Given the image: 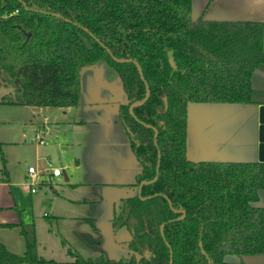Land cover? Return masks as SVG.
Returning <instances> with one entry per match:
<instances>
[{
	"label": "trees",
	"instance_id": "1",
	"mask_svg": "<svg viewBox=\"0 0 264 264\" xmlns=\"http://www.w3.org/2000/svg\"><path fill=\"white\" fill-rule=\"evenodd\" d=\"M192 9L193 0H0V86L13 87L0 103L76 106L83 69L99 60L117 71L127 96L119 120L142 163L130 185L146 183L110 221L113 232H130L131 255L91 258L69 248L72 264H256L242 257L264 254V162L188 156L191 102L264 103L252 84L264 69V21L194 19ZM0 172L9 180L3 155ZM14 225L26 249L0 241V264L55 262L38 254L34 223H0Z\"/></svg>",
	"mask_w": 264,
	"mask_h": 264
},
{
	"label": "rangeland",
	"instance_id": "2",
	"mask_svg": "<svg viewBox=\"0 0 264 264\" xmlns=\"http://www.w3.org/2000/svg\"><path fill=\"white\" fill-rule=\"evenodd\" d=\"M196 10L194 3L193 18ZM12 92V86H0V96ZM126 102L120 75L105 60H99L83 69L76 106L0 103V167L3 155L9 176L8 182L2 180L0 172V183L7 182V193L15 196L17 216L20 211L24 223H34L38 254L55 261L46 264H72L69 248L84 257L130 258L126 246L130 232L126 228L113 232L110 221L113 207L120 208L123 197L139 193V187L114 183L135 182L142 169L119 120V106ZM189 106L195 149L210 152L191 159L257 160L251 144L257 131L255 104L191 102ZM75 119L84 122L70 124ZM43 125L47 143L36 139V129ZM235 130L238 133L231 144L241 146L238 153L216 156L215 144L230 138ZM49 163L61 169L60 176L49 177ZM29 166L47 173V182L35 185V193L26 184ZM57 213L62 217L55 216ZM91 217H95L96 226L89 221ZM0 240L16 253L26 249L18 225L0 226ZM255 258L242 257L249 262Z\"/></svg>",
	"mask_w": 264,
	"mask_h": 264
},
{
	"label": "crops",
	"instance_id": "3",
	"mask_svg": "<svg viewBox=\"0 0 264 264\" xmlns=\"http://www.w3.org/2000/svg\"><path fill=\"white\" fill-rule=\"evenodd\" d=\"M194 3H195V7H197V10H196L197 13L196 14L198 17L203 12H205V17L208 19L263 20L264 21V0H193V5H194ZM197 16L194 19H196ZM252 84L255 88L264 90V69L258 68L255 70V72L253 73V77H252ZM259 106H260V104L256 105V111H255V115L257 117L256 138L254 139V141L251 142V144L253 145L254 156L257 160H258V156H259V138H258ZM191 120H192V118H191ZM191 120H190V111H189L188 112V156L191 158V156L192 157L203 156L205 154L210 153V152H208V150H205V149L204 150L200 149L198 151L195 149L196 145L193 141L196 140V138L193 137V139H192V128L193 127L190 124ZM79 121H82V123L84 122V120H76L75 119V120H72V122H70V124H73L75 126L80 125V123H76ZM194 123H195V121H192V124H194ZM41 127L43 129H45L44 125L40 126L38 129H40ZM38 129H36V132ZM45 132H46V129H45ZM237 133L238 132L235 130L230 135V138L227 137L226 139H222L218 143H216L215 144L216 145V152L214 154H216V156H220V155L224 154V156H226V157L234 156L235 154H237L238 153L237 149L241 148V146H238L237 144H233V145L231 144L232 139L235 137V135ZM229 144H231V145H229ZM200 146L201 147H199V148H202V145H200ZM130 148H131V144H130ZM131 150H132V148H131ZM140 163H141V161H140ZM141 165H142V163H141ZM37 170H39V173H40L39 183L40 182L46 183L47 182V173L45 172V170H43V169L41 170L39 168H37ZM47 172L49 174V177L53 176L50 171L47 170ZM29 177H30V175H29V172L27 170L25 173L27 187L29 188V190L32 193H35L38 190L36 189V191H32V187H35V185L33 186V185L29 184ZM54 177H56V176H54ZM1 178L3 180L2 175H1ZM8 181L9 180H7V182ZM7 182L0 183V223H17L21 219V217H20L21 215L19 216V214H18V216H17V213L15 212V210H13L14 208L15 209L18 208L17 207L18 206L17 200H16L15 196L7 193V187H8ZM114 183L119 184V185H127V184H130L133 182L120 181V182H114ZM258 203L260 205L264 206V189L261 190V192H260V199H259ZM4 208L7 209V211H5ZM114 208H115V206L113 207V212H114ZM94 209L95 208L93 205L92 210L94 211ZM112 215H113V213H112ZM55 216L62 217V215L59 213H57V215H55ZM92 218L95 219V217H92ZM0 241L5 243L3 240H0ZM255 256H256V258L253 262H255L256 264H264V254L255 255Z\"/></svg>",
	"mask_w": 264,
	"mask_h": 264
},
{
	"label": "water",
	"instance_id": "4",
	"mask_svg": "<svg viewBox=\"0 0 264 264\" xmlns=\"http://www.w3.org/2000/svg\"><path fill=\"white\" fill-rule=\"evenodd\" d=\"M86 31H88L87 28H84ZM91 33V32H90ZM91 35H93L91 33ZM95 37V35H93ZM97 39V37H95ZM99 40V39H98ZM102 43V42H101ZM103 46H105L102 43ZM106 47V46H105ZM115 58V57H114ZM170 62L171 64L176 67L175 61L173 59V57L170 58ZM135 63L138 66V69L140 70L141 76L143 77V72H142V67L141 65L135 61ZM150 94V89L149 86L147 85V96L146 99L149 97ZM165 100L167 101V99L165 98ZM144 101H140V102H136V103H132L131 104V112L133 113V108L137 105L142 104ZM134 114V113H133ZM156 129V128H155ZM157 129H156V136H157ZM258 138H259V156H258V161H263L264 162V103L260 104L259 106V131H258ZM156 179V178H155ZM146 183L145 181L141 182L140 186H139V194L141 193V186Z\"/></svg>",
	"mask_w": 264,
	"mask_h": 264
},
{
	"label": "built area",
	"instance_id": "5",
	"mask_svg": "<svg viewBox=\"0 0 264 264\" xmlns=\"http://www.w3.org/2000/svg\"><path fill=\"white\" fill-rule=\"evenodd\" d=\"M46 132L45 129H38L36 132V139L40 142V143H47V139H46ZM48 171L51 172V174L53 176H59L61 175L62 171L60 168H53L51 163H49V168ZM28 172H29V184L30 185H37L39 183V170H37V168L35 166H29L28 168ZM32 191H36V187H32Z\"/></svg>",
	"mask_w": 264,
	"mask_h": 264
}]
</instances>
